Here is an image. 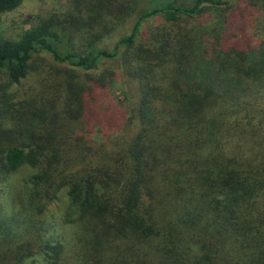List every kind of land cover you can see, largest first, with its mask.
Returning <instances> with one entry per match:
<instances>
[{"label":"trees","instance_id":"1","mask_svg":"<svg viewBox=\"0 0 264 264\" xmlns=\"http://www.w3.org/2000/svg\"><path fill=\"white\" fill-rule=\"evenodd\" d=\"M0 264H264V0H64L0 36Z\"/></svg>","mask_w":264,"mask_h":264},{"label":"rangeland","instance_id":"2","mask_svg":"<svg viewBox=\"0 0 264 264\" xmlns=\"http://www.w3.org/2000/svg\"><path fill=\"white\" fill-rule=\"evenodd\" d=\"M64 8V0H22L21 3L14 9L10 11H6L0 14V36L8 37V38H16L22 29L29 27L31 24L36 23L39 18H42L49 12H60ZM149 23H145V26L140 34L142 38L146 33V28ZM147 25V26H146ZM127 28V24L125 25V31ZM252 34L253 41L256 40L254 38L255 34L253 30H250ZM116 34L110 36V41L115 38ZM261 37L263 35L260 33ZM204 58L201 60V69L207 71V78L212 81V85L215 91L219 93H223L230 96H236L237 93L244 87V80L238 81L235 79L234 72L230 67L222 66L218 67V61H215L212 55L208 54L203 56ZM48 59V58H47ZM209 59L213 60L209 61ZM195 63V59L193 58ZM207 63V64H206ZM210 63L211 66H208ZM191 65H193L191 63ZM213 66V70L211 67ZM101 67H109L116 72L115 77L113 78L112 83H110L109 89L111 92L110 101L121 108L128 107L129 102L131 101V88L132 85L125 82L123 76L121 75V69L118 67V63L114 62H106L102 64ZM33 78L29 77L27 79L22 80L20 86H25L31 83ZM108 100L104 102V106H107ZM95 139H100L102 135H98L96 133H92ZM26 169L18 170L16 173L12 174L13 182L15 183L20 179L22 174ZM63 193L59 192L57 200L53 201L47 209L46 215L50 216L51 214L59 218L63 213ZM54 219V218H53ZM53 221V220H51ZM63 231L67 234L69 233V229L67 226H63Z\"/></svg>","mask_w":264,"mask_h":264}]
</instances>
